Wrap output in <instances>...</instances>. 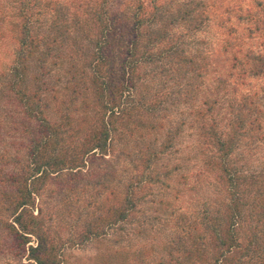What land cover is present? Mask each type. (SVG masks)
<instances>
[{"label": "rangeland", "instance_id": "374dc122", "mask_svg": "<svg viewBox=\"0 0 264 264\" xmlns=\"http://www.w3.org/2000/svg\"><path fill=\"white\" fill-rule=\"evenodd\" d=\"M58 2L73 11L70 0H40L39 23L47 25L48 8ZM156 3L154 27L166 25L170 15L183 8L195 15L197 27L195 22L177 17L168 30L187 62H165L156 57L141 62L134 73L131 98L122 99L135 121L115 115L105 154L89 155V163L79 170L52 173L23 213L26 221L32 215L40 232L51 240L60 264H158L166 260L164 247L187 237L193 219L223 206L225 190L211 165L216 152L214 135L226 139L232 134L238 109L244 104L243 115L252 112L251 118L259 116L261 138H241L230 161L240 179L243 200L251 201L260 185L251 182L260 172L264 174V0ZM15 4V0H0V168L4 171L12 168L5 160L22 154L26 140L19 123L20 108L5 86L17 45L11 33ZM118 7V3L112 5L113 15L119 14ZM152 10L147 9L148 13ZM67 36L54 43L56 61H48L50 72H45L40 84L46 98L54 94L63 97L64 87L73 83L68 82V69L76 72L81 86L92 71L88 40H75L72 33ZM162 44L155 45L153 51ZM29 63L26 81L33 90V76L40 68L36 59ZM259 69V74H253ZM102 72L111 86L119 84L116 63L104 65ZM114 95L119 101L116 90ZM77 105L74 118L84 107L80 99ZM56 107L52 99L47 109L52 120L59 116ZM88 111L92 113L90 108ZM24 122L34 125L30 120ZM148 146L156 151L165 149L146 167L142 155ZM128 184L135 201L133 209L124 220L101 230L103 222L96 218L103 217L109 205L123 200ZM12 219L0 208V264H34L13 244L6 226ZM89 221L97 223L99 234L80 243ZM28 236L26 246L35 244L36 237Z\"/></svg>", "mask_w": 264, "mask_h": 264}, {"label": "trees", "instance_id": "16d2710c", "mask_svg": "<svg viewBox=\"0 0 264 264\" xmlns=\"http://www.w3.org/2000/svg\"><path fill=\"white\" fill-rule=\"evenodd\" d=\"M15 2L11 33L17 45L13 52L11 74L5 86L20 108L22 121L19 123L23 126L26 140L22 154L5 160L7 164H12L10 171L0 168V208L13 217L6 226L14 246L21 247L23 254L26 252L27 260L34 264H60L53 243L40 232L34 217L31 215L27 221L23 219L25 208L33 204L32 195L39 194V186L52 173L57 175L65 170H79L89 163V155L105 154L115 115H126V118L135 121L128 104L122 105V99L131 98L130 90L134 86V73L139 64L150 62L154 57L178 64L187 62L169 34V26L177 17L195 22V27L197 23L192 11L183 8L172 13L166 25L154 27L157 24L156 0H70L73 11L70 13L69 6L59 2V5L53 4L48 8L51 14L44 26L39 23L43 10L40 0ZM114 3L119 5L117 15L112 13ZM150 7L153 10L148 13ZM69 33L75 35V40H88L92 50L89 55L92 71L84 79L81 78V86L76 72L68 69L71 75L68 82L73 83L64 87L65 95L59 97L54 94L46 98L40 84L45 72H50L48 61H56L53 58L54 43L60 37L69 38ZM145 37L147 39L142 47ZM161 44L162 47L153 51L155 45ZM84 50L87 53V49ZM31 59L38 60L40 68L33 76V90H29L26 81ZM112 62L117 65L119 84L111 86L102 69ZM261 71L259 69L253 74ZM114 90L118 92L119 101L115 98ZM85 94L87 96L83 97ZM52 99L59 115L55 120L47 114ZM79 99L84 107L80 115L74 118L72 112L79 110L76 107ZM89 108L92 113L88 111ZM245 108V104L239 107L232 134L228 138L214 135L216 152L211 165L225 190L223 206L199 220L193 219L187 237L165 246L166 260H159L158 264H264V174L260 172L258 178L251 182L260 183L252 200H243V188H239L240 179L230 161L241 138L248 137L251 141L261 138L259 116L251 118L252 112L243 115ZM116 109H119L118 112H115ZM107 112L109 118L106 119ZM28 120L33 121L34 125L24 122ZM164 149L156 151L148 146L142 155L144 165L149 167L158 152ZM130 189L131 184H128L123 200L119 204L109 205L104 216L96 218L103 222L101 230H104V225L122 221L130 214L135 204ZM246 202L252 207H245ZM98 232L97 223L89 221L80 235V243ZM28 235L36 237L35 244L26 246L30 241Z\"/></svg>", "mask_w": 264, "mask_h": 264}]
</instances>
